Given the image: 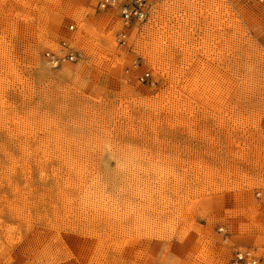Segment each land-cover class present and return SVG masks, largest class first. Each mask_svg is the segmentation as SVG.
Masks as SVG:
<instances>
[{"label":"rangeland","instance_id":"rangeland-1","mask_svg":"<svg viewBox=\"0 0 264 264\" xmlns=\"http://www.w3.org/2000/svg\"><path fill=\"white\" fill-rule=\"evenodd\" d=\"M148 1L0 0V264H264V0Z\"/></svg>","mask_w":264,"mask_h":264},{"label":"built area","instance_id":"built-area-1","mask_svg":"<svg viewBox=\"0 0 264 264\" xmlns=\"http://www.w3.org/2000/svg\"><path fill=\"white\" fill-rule=\"evenodd\" d=\"M96 7L99 11H116L120 18L122 28L120 36L125 37L124 30L130 26L145 21L150 10L148 0H96ZM72 30L73 26H69ZM58 51H47L44 58L50 66L56 67L65 61L74 62L77 59V53L72 52L65 42L60 44ZM149 76L145 73L141 81ZM258 259L250 254L249 251L236 252L231 264H257Z\"/></svg>","mask_w":264,"mask_h":264}]
</instances>
